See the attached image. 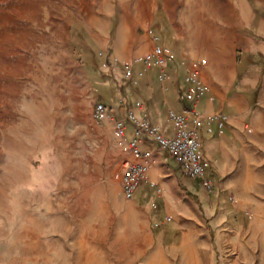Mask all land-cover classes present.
<instances>
[{"label": "rangeland", "instance_id": "374dc122", "mask_svg": "<svg viewBox=\"0 0 264 264\" xmlns=\"http://www.w3.org/2000/svg\"><path fill=\"white\" fill-rule=\"evenodd\" d=\"M78 1L0 0V264H264V89L256 145L240 172L248 186L211 195L229 213L225 224L202 218L199 247L180 234L144 248L143 213L135 208L134 224L117 178L124 165L94 120L99 101L115 112L118 75L97 73L107 56L69 39ZM261 4L247 0L249 9ZM116 12L122 18L119 5ZM165 24L159 12L160 44ZM122 123L129 137L132 125Z\"/></svg>", "mask_w": 264, "mask_h": 264}, {"label": "crops", "instance_id": "0c3cea01", "mask_svg": "<svg viewBox=\"0 0 264 264\" xmlns=\"http://www.w3.org/2000/svg\"><path fill=\"white\" fill-rule=\"evenodd\" d=\"M225 2L230 6L228 16L223 11ZM75 4L79 12L66 25L69 39H87L107 56L97 73L120 77L119 83H114L120 88L115 92L117 101L113 100L115 112L110 113L105 105L106 112L99 119L96 105L102 102H97L94 109V120L112 139L119 161L132 158L127 147L135 137V125L128 120L127 110L134 108L142 115L143 110L135 108L138 101L143 102L151 125L165 137L172 138L176 133L171 110L185 115L188 127L197 129L205 177L215 186L211 193L200 181L187 176L175 157L149 136L139 144L140 161L148 168L146 180L127 197L122 188L124 173L117 178L125 202L134 208V224L135 208L143 213L148 242L144 248L155 244L160 249L169 236L180 234L183 242L199 247L202 218L217 227L228 219V212L217 211L211 204V195L230 198L236 195L239 182L248 186L246 171L243 175L240 172L247 169L242 162H248L256 145L254 137L258 136L254 121L264 89V6L249 9L247 0H79ZM117 5L123 10L122 18L116 17ZM86 9L91 12L84 13ZM159 12L166 19L161 27L163 44L152 31ZM254 26L256 31L251 33ZM84 47L87 49V44ZM157 47L167 58L164 84L159 68L145 62ZM169 55L173 58L168 59ZM203 60L205 64H201ZM128 69L133 70V78L125 77ZM194 71L199 73L205 90L197 92L194 101H187L186 77ZM140 72H144L143 77L138 76ZM103 84L106 86V82ZM120 99L125 100L124 106L119 104ZM123 120L132 125L129 137L125 133L128 126L125 129L122 125L123 132L118 129Z\"/></svg>", "mask_w": 264, "mask_h": 264}, {"label": "built area", "instance_id": "2783aa9c", "mask_svg": "<svg viewBox=\"0 0 264 264\" xmlns=\"http://www.w3.org/2000/svg\"><path fill=\"white\" fill-rule=\"evenodd\" d=\"M173 58L172 55L168 56ZM167 58L163 56V50L157 47L154 55L145 57L147 65H155L159 68V79L164 84L167 79L165 72ZM206 61H201L205 64ZM198 65V64H196ZM134 73L132 69H128L125 73L126 78H133ZM139 77L144 76V72L138 74ZM186 83L189 89L184 95L187 101H194L197 92L203 93L205 85L199 76L198 72H191L186 77ZM125 100L120 99L119 104L125 105ZM135 108L143 110L142 115H138L134 108L127 110V118L135 125V137L128 143V154L131 159H125L123 162L125 171L122 176V188L127 197H131L137 190L139 184L147 178V166L140 161L141 153L139 144L144 137L149 136L160 149L169 151L175 159L182 165V168L187 176L192 179L200 181L202 187L208 193L214 190V183L205 177V164L200 154V142L198 140V131L196 128L190 129L188 127L185 115L177 114L175 111H170V117L175 123L176 133L174 137L168 138L161 134L159 128L151 125L145 113L143 102L135 103ZM106 112V106L102 103L96 105L97 118L102 119ZM122 122L118 123V129L123 132Z\"/></svg>", "mask_w": 264, "mask_h": 264}]
</instances>
